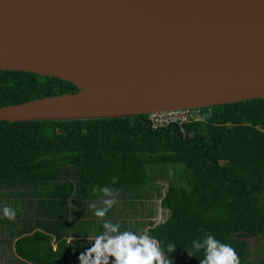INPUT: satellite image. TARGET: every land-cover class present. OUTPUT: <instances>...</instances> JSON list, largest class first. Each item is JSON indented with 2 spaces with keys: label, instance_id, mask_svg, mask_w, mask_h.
Segmentation results:
<instances>
[{
  "label": "trees",
  "instance_id": "16d2710c",
  "mask_svg": "<svg viewBox=\"0 0 264 264\" xmlns=\"http://www.w3.org/2000/svg\"><path fill=\"white\" fill-rule=\"evenodd\" d=\"M77 91L58 78L0 70V107ZM201 112L203 120L187 123L183 133L173 125L151 129L146 114L0 122V209L13 208L17 221L29 208L36 217L42 213L36 225L47 232L19 239L17 254L33 264H58L69 255L68 200L99 199L93 187L100 186L153 197L156 179L167 177L159 201L166 218L147 232L162 250L176 245L174 264H199L204 249L191 257L185 250L209 233L230 244L240 264H264V97ZM170 169L176 176L169 177ZM149 178L154 183L146 187ZM9 223L16 222L0 220ZM48 234L60 240L55 255L48 253Z\"/></svg>",
  "mask_w": 264,
  "mask_h": 264
},
{
  "label": "water",
  "instance_id": "95a60500",
  "mask_svg": "<svg viewBox=\"0 0 264 264\" xmlns=\"http://www.w3.org/2000/svg\"><path fill=\"white\" fill-rule=\"evenodd\" d=\"M0 70L73 84L0 122L140 116L264 97V0H0Z\"/></svg>",
  "mask_w": 264,
  "mask_h": 264
},
{
  "label": "crops",
  "instance_id": "0c3cea01",
  "mask_svg": "<svg viewBox=\"0 0 264 264\" xmlns=\"http://www.w3.org/2000/svg\"><path fill=\"white\" fill-rule=\"evenodd\" d=\"M139 193L131 195L129 193L116 192V203L104 218H96L92 216V209L88 207L90 203H96L98 207L102 206L100 205L99 199L75 198L68 200V216L66 220L67 234L63 238L65 243L69 245V255L64 259L59 258L58 264H79L77 259L78 255L87 247H90L95 235L102 231V221L104 219L111 220L112 222H119L120 230H131L137 234L144 231L147 232L151 227L161 223V220L157 222L154 221L155 218L154 215H152L153 212L150 214L148 211L150 208L146 207V204L151 205V201H157L156 208L159 213L162 210L159 204L161 194L158 192L155 194L154 191L152 194L153 197L147 198L142 197V193ZM28 210L27 217L24 220L17 221L15 218L8 219L9 221H15L16 223L0 225V246H8L12 254L11 257H9L7 261H3V263L33 264L31 261L23 260L17 254L15 244L19 239L29 237L34 233L47 234V232L42 230L40 225H36L38 221L45 219L42 213L36 217L34 216L32 209ZM22 212L23 211L20 213ZM4 218V216L0 215V220ZM62 226L63 225L61 224L56 225V227ZM62 230L63 229H61V231ZM58 232H60V230H58ZM48 235L51 237L48 253L50 255H55L58 251L57 246L60 240H56L53 234ZM108 264H112L111 257H109Z\"/></svg>",
  "mask_w": 264,
  "mask_h": 264
},
{
  "label": "clouds",
  "instance_id": "9594fccd",
  "mask_svg": "<svg viewBox=\"0 0 264 264\" xmlns=\"http://www.w3.org/2000/svg\"><path fill=\"white\" fill-rule=\"evenodd\" d=\"M93 192H99L100 205L90 203L92 216L104 218L116 203L115 190L108 186L93 187ZM0 213L8 219H14L16 212L10 206L5 205ZM191 247L185 252L189 257L203 248L204 256L199 264H240L236 250L227 243L217 239L213 234L203 236L201 242L194 238ZM176 245L169 242L161 246V242L148 232L137 234L131 230H120L119 222L104 219L102 231L98 232L90 247L81 252L77 259L79 264H108L109 257L112 264H174L170 254ZM165 250L169 254L165 257Z\"/></svg>",
  "mask_w": 264,
  "mask_h": 264
},
{
  "label": "built area",
  "instance_id": "2783aa9c",
  "mask_svg": "<svg viewBox=\"0 0 264 264\" xmlns=\"http://www.w3.org/2000/svg\"><path fill=\"white\" fill-rule=\"evenodd\" d=\"M203 118L201 108L166 110L146 114V121L151 129L157 130L173 125L182 133L187 123L203 120Z\"/></svg>",
  "mask_w": 264,
  "mask_h": 264
},
{
  "label": "rangeland",
  "instance_id": "374dc122",
  "mask_svg": "<svg viewBox=\"0 0 264 264\" xmlns=\"http://www.w3.org/2000/svg\"><path fill=\"white\" fill-rule=\"evenodd\" d=\"M168 175H169V177L176 176L175 172H173L172 169H170L168 171ZM156 180H157V184H158L157 187H160L158 192L162 196V195H164V192H165V189H166L167 177L166 178H162V180H161V178H158ZM152 183H154L153 178H149V181L147 182L146 187H149V185H151ZM150 192L153 194L154 191L152 190ZM156 205H157V201H155V202L151 201V205L146 204V207L150 208V210H148L150 214L153 212L152 215H154V218H155L154 221L155 222H157L159 220H161V222H162L164 220V218H165L167 213L165 211H162V210L158 213ZM11 255L12 254H11L10 248L8 246H6V245L0 246V264H8V263H3V261H7V259H9V257H11Z\"/></svg>",
  "mask_w": 264,
  "mask_h": 264
}]
</instances>
